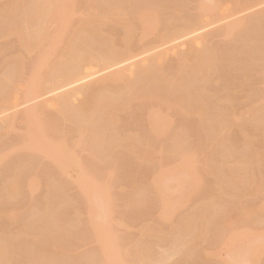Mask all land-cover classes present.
Listing matches in <instances>:
<instances>
[{
    "label": "rangeland",
    "instance_id": "obj_1",
    "mask_svg": "<svg viewBox=\"0 0 264 264\" xmlns=\"http://www.w3.org/2000/svg\"><path fill=\"white\" fill-rule=\"evenodd\" d=\"M67 1L68 8L73 13L70 27L75 28L80 20L91 14V8L88 7V0ZM95 1L99 5L102 1L108 0ZM16 2L18 0H0V12L7 9L12 11ZM198 2L199 0L150 2L160 7L159 14L163 24L158 26L157 33L152 31L154 34L152 36H150L151 33L148 34L150 37L146 38V36V39L139 44L140 46L136 47V57L117 66L112 70L113 72H109V75L101 73L54 94H38L30 101L26 99V87L23 85L24 87L22 86L17 94H10L6 102L0 100V245L3 244L1 246L6 247L7 253L0 264H225L224 262L228 260L227 249H219L216 242L225 230L220 222L223 216L221 218L220 216L225 212L222 211L224 209L227 211L228 208L220 209L221 213L218 210V204L212 206L215 202L222 203L224 207L236 206L237 202L242 203V206L253 204V209L243 211L240 219L233 220L229 226L238 231L250 228L249 230L264 232V187L262 193L257 196L241 194L242 197L239 194L235 196L240 200L235 199V196L228 198L218 193L214 194L215 188L211 187L214 178L203 172L200 164L201 158L195 159V162L191 161L188 169H179L178 172L183 171L181 175L178 172L172 175L168 171L158 173L159 168L169 171L172 169L173 158L165 152L156 154L153 161L149 162L136 161L115 144H110L109 150L105 152L99 149L77 147L74 144L78 126L76 119L62 118L57 109L49 107V101L54 96L65 93L74 94L88 85L107 83L113 73H119L122 68H127L126 71H120L127 77L134 74L136 67H145L143 77L148 78L153 71L148 67L152 62L156 68H160L163 74L174 75L179 57L187 54L188 51L201 52L206 57L218 60V62L215 61L214 71L200 76L199 80L185 83L191 89L200 90L208 96L207 100H211H208L207 105L209 114H221V107L219 104L217 107L216 104L219 103L218 100H227L229 116L235 123L224 135V138H228V142L225 141L227 147L224 144L225 148L223 147L222 150L228 149L229 155L222 162L225 165L236 163L240 171L257 170L256 174L258 175L259 172V176H263L264 180V136L256 131V125L254 126L253 123L256 114L264 115V0H220L218 5L211 4L212 12H208L211 11L208 9L206 13L204 11L201 14L197 8ZM143 3L144 1L140 0L127 6L128 13L130 15L135 13L137 7ZM198 14L201 16L200 21L198 20L187 35L166 41L159 38L158 35L171 25V20L173 25H184L195 22ZM164 19H171L170 24H164ZM239 22H243L240 27H238ZM10 23L12 22L8 18L0 17V72L7 71L13 59L21 52L15 35H3V30ZM115 26L114 22L101 25V30L96 33V39L100 42L96 48L103 50L108 48L104 42L106 36L113 38V46L120 47V32ZM228 52L236 57L232 54L229 56ZM56 53L59 52H52V56L53 54L55 57L58 56ZM37 54L34 52V55ZM22 55L24 65L28 68L33 55L31 54V57L25 53ZM228 56L232 58L229 59ZM156 58L158 60H155ZM98 69L93 70L98 71ZM180 78L183 77H177L178 80ZM85 102V96L76 95L63 109L72 110ZM150 105L156 114H167L163 103L159 100L152 101ZM32 106H41L44 109L40 119L45 132L54 140L63 137L65 143L70 146L69 150H62L56 155L60 161L59 165L65 167L63 170L68 171V165L64 164L67 163L66 158L69 157L67 153L71 151L74 157L86 167L87 174L99 182L100 185L95 186L94 193H91V210L86 196L84 198L85 194L81 186L74 180L77 173L73 172L66 178L63 175L64 172L62 174L60 171L62 168L57 167L55 161L20 146V143L26 142L28 138L23 112ZM143 106L134 102L130 105L131 112L120 113L114 132L119 136L130 133H138L143 138L154 136V133L149 134L144 129ZM216 107L221 110V113ZM167 115L172 122L169 135L161 139L163 141L161 146L168 147L174 138L176 126L184 125L187 131L182 134L181 138L185 139L186 145L196 144L194 149L199 150V146L201 148L203 143L194 138L204 137L205 132L201 130V127L204 130L203 124L200 125L197 118L186 116L179 110L171 111ZM242 123H245L251 131V135L246 138L240 135L239 126ZM107 133L113 132L107 130ZM54 142H56L55 145L59 143ZM158 145L160 144H157L160 148ZM37 146L44 148V146ZM250 150H254L255 157L248 159L247 154ZM226 151L224 154H227ZM178 163L179 167L183 164L180 160ZM107 169L113 170L110 176L108 175L110 178L106 174ZM192 173L201 176L202 185L192 184L193 181L189 177ZM31 177L35 179L33 191L28 189V180ZM176 178L181 179L182 189L185 187L184 193L180 196V191L175 189L170 193L172 204L168 208L169 216L160 221L155 215V203L147 202L148 204L144 203L142 206V202L139 205L140 200L138 202L137 200L142 199L141 201L144 202L149 199V196L146 197L150 191L147 192L148 189H145L148 179L160 182L161 187L163 184L173 187L176 185ZM12 179H15L18 185V191L15 194L8 193L6 189ZM105 183H107L106 186ZM53 188L60 190L55 191ZM209 194L210 198L214 199L211 205L213 212H206L204 214L206 224L201 223L206 225L207 233L195 243H190L189 240L184 241L186 238L182 236L184 233L182 229H179V222L190 215L193 218L192 214L197 212L195 211L196 206L198 203L200 206L202 199L204 201L205 198H209L207 196ZM178 197L182 198L181 201ZM224 197L226 199L222 201L225 202L227 199L228 201L220 202V198ZM150 198L148 201L153 200V197L150 196ZM50 208L54 209L52 213H49ZM89 210L94 215L93 227L92 224L91 227L89 225L88 218L90 219L91 216ZM214 210L217 212L214 213ZM208 213H214L212 214L214 216L211 215L208 219ZM190 219L188 217L191 222L192 219ZM175 228L177 229L174 233L177 232V235H173L172 232ZM177 230H180V233ZM261 238L255 236L254 241L251 242L259 244L261 241V244L264 242V237ZM104 241L107 244L110 243L111 255L109 257H105L100 250L101 243ZM248 244V241L243 243V245ZM52 246L56 247L49 253L47 250ZM146 248H149V252L145 254L143 250ZM211 252H215L216 257L206 258ZM116 256H120L122 260H116ZM247 256L244 257L248 258V263L244 262L246 258L243 257L244 259L240 258L241 264H264V249L255 255H250L251 257ZM250 258L255 262H252Z\"/></svg>",
    "mask_w": 264,
    "mask_h": 264
},
{
    "label": "bare ground",
    "instance_id": "obj_2",
    "mask_svg": "<svg viewBox=\"0 0 264 264\" xmlns=\"http://www.w3.org/2000/svg\"><path fill=\"white\" fill-rule=\"evenodd\" d=\"M66 1L67 0H18L12 11L7 9L0 12V14H2L0 17L8 18V20L12 22L5 27L3 30L4 33L2 32L3 35H15L21 48V52L13 59L14 61L10 64L7 71L0 72V100H3L2 102H6V98L10 94H17L18 90L23 85L26 87V99L30 101V99L35 98L38 94H54L61 89L84 82L101 73H108L109 75V72L114 68L136 57V47L141 44L143 40L148 38V34L151 33L150 36H152L155 31L157 33L158 26L163 24L159 14V11H161L160 7L150 3L155 0H143L144 3L137 7L138 9L135 13H131L132 16L128 13L127 6L140 0H108L102 1L99 5L95 0H88L87 3L89 4V9L91 8V14L80 20L75 28H72L70 27V19L73 13L72 10L68 8V1ZM219 2L220 0H199L197 6L198 11L201 14L211 9V11L208 12H212L213 8L211 7L213 6L211 4L218 5ZM175 10L177 11V9ZM114 17L118 18L115 20L113 19ZM200 17L201 16L198 14L195 22L184 25H173L171 19H164V24H170L169 21L171 20V25L158 36L164 41L185 36L191 32V29L196 25L198 20L200 21ZM109 22H114L116 30L120 32L119 41L121 45L118 48L113 46V38L106 36L104 42L108 48L104 50L102 48L98 49L96 47L100 42L96 39V33H99L101 30V25L104 26ZM241 25H243V22L238 23V27ZM100 37H102L101 34ZM65 40L66 43H64ZM142 47L144 49V46ZM55 51L59 52L56 53L58 55L56 57L55 54L52 56V52L54 53ZM34 52L38 54L34 55ZM142 52L145 51L142 50ZM24 53L28 56L30 55V57L31 54L33 55V59L31 58L32 61L29 63L28 68L24 65L22 55ZM231 54L234 55L233 53ZM231 54L229 53V56H232ZM229 56L227 58H229ZM234 57H236V55H234ZM155 60H158V58ZM235 60H237V58H235ZM215 61L218 62L216 58L206 57L201 52L188 51L187 54H183L182 57H179L175 73L171 76L163 74L160 68H156L152 62L148 65V67L153 70L148 78L143 77L145 67H136L134 74L127 77L123 72H120L126 71L127 68H122L119 70V73H113L107 83L88 85L81 91L74 92V94L65 93L54 96L53 99L49 101V107L57 109L58 114H60L62 118L73 117L76 119L78 126L76 127L77 138L74 140V144H76L77 147L82 146L85 148L99 149L105 152L109 150L108 146L110 144H115L119 149L127 152L128 155L130 154L136 161L149 162L153 161L156 154H163L162 152H165L173 158L172 169L169 171L159 168L158 173L168 171L172 175L178 172L179 169H188L191 161L195 162V159L201 158L200 164L202 165L203 172L214 178L212 181L213 185L211 186L215 188L214 194L218 193L220 196H227L228 198L229 196H238L239 194L257 196L262 193L264 187L263 176H259V172L257 175V170L248 171L244 169L240 171L236 163L225 165L222 162L227 158V155H229L228 149L222 150L224 144L228 142V138H224V135L227 133L228 129L234 125L233 123H235L233 118L229 116V108L226 106L227 100H218L219 103L216 102L217 104L214 102L216 106L218 104L220 105L222 113L221 110L217 108L219 105L216 109H219V113L221 114H209L207 105L210 99L207 100L208 96H206V94L204 95L200 90L191 89L185 83L187 81L199 80L200 76L214 71ZM96 68H99L98 71L93 70ZM179 76L183 78L178 80L177 77ZM76 95L85 96L86 102L72 110H64L63 108L68 106L71 99ZM154 100H159L163 103L164 110L167 114L171 111L179 110L186 116L197 118L200 125L203 124L204 130L201 126L200 127L201 130L205 132L204 137H202V139L201 137L194 138L196 141L199 139L203 143H201V148L198 145L199 150H196V148L194 149L196 144L186 145L184 142L185 139L181 138L182 134L187 131L184 125L176 126L173 140L169 143L168 147H164L166 150L161 146L163 142L161 139L169 135V128L172 121L167 114H156L153 112L154 110L150 103ZM134 102L144 105L142 109L145 113L144 129L149 134L154 133V136H150L151 138H143L138 133L119 136V134L114 132L118 123L119 114L131 112L132 108L130 105ZM43 110L41 106H32L24 110L23 118L25 119L27 127L26 137L28 138L26 142H21L20 146L30 150V152L49 157L52 161H55V164L58 165L57 167L63 170L65 167L59 165L60 161L56 155L61 153L62 150H69L70 146L65 143L63 137L60 136L61 138L54 140L45 132L43 123L40 119ZM253 123L254 126L256 125V131L264 136V115L256 114L253 118ZM239 127L240 135L243 138L251 135V131L245 123H242ZM107 130L113 133H107ZM54 141H58V145H55L56 142ZM196 141H194V143ZM225 141L227 142L225 143ZM157 144H160L158 145L160 148L157 147ZM37 145L44 146V148H38ZM225 146L227 147V144ZM215 147H217V149H214ZM224 151H226L227 154H224ZM197 154L199 155L197 156ZM67 155L69 157L66 158L67 163L64 165H68V171H60L62 174L64 172L63 175L66 178L71 176L73 172L77 173L74 180L81 186L85 194L84 198L86 196L88 206L91 210V193H94L95 186L100 184H98L99 182H97L96 179L91 178V175L89 176L87 174L88 170L86 167L74 157L75 155H73L71 151L68 152ZM247 156L248 159L255 157L254 150H250ZM178 160L183 162L180 167L178 166ZM107 171V176H110L113 172L112 169H107ZM182 173L183 171L178 172L180 175ZM196 174L197 173L194 175L192 173V175L190 174L189 176L191 181H193L192 184L202 185L203 180L201 176ZM180 180L181 179L176 178V185H173V187L165 184L161 187L160 182L148 179V183L146 187H144L148 189L146 190L147 192L150 191L149 193L151 195L149 193H147L148 195L146 194V198L149 196V199L144 202L141 201L142 199L136 200L137 202L140 200L139 205L142 204V206L144 203L148 204L147 202H151L152 204L155 203V215L160 221H163L169 216L168 208L172 204L170 193L174 189L180 191V196L184 193L185 187L182 189L183 183L180 182ZM191 181L189 182L191 183ZM34 182L35 179H33V177L28 180L29 190H34ZM107 183L104 185L106 186ZM17 186L16 180L12 179L6 187L8 190L7 192L10 194L17 193ZM57 189L60 190L59 188H53L55 191H58ZM141 189H143L142 186ZM212 194L213 193H211V195ZM150 196L153 197L154 201H148L151 199ZM207 196H209V198ZM207 196L208 199L204 197L205 199L204 201L203 199L201 200L202 203L200 206H198L199 203L197 205L198 207L196 206L198 210L195 209L197 212L194 211V215L192 214L194 217L192 218L191 215L188 216L189 219H192H190L191 222L188 220V217H186L185 220H181V223L179 222L180 228L179 226L177 227L182 229L181 231L184 233L182 236L186 238L184 241L189 240L190 243H195L197 239L204 237L207 233L206 221H204L206 217L204 214L208 211L213 212L212 206L218 204V210L228 208L227 211L225 209L223 211L220 210V212L225 211L224 214L221 212L222 215L220 216V218L223 216L220 222L225 230L222 229V237H219L220 239H217L219 241L216 242V246L219 249H227L228 260L224 262L225 264H241L242 260L240 261V258L244 259L246 255H255L260 252V250L264 249V242L260 244L262 241L261 237H264L263 231L254 229H252V231L249 230L250 228L238 231V229H232V227L229 226V223L233 220L236 221L238 218L240 219L243 211L253 209V204H250V206H242V203L239 204L237 202L236 205L232 202L233 205L236 206L227 203L232 207H224V205H221L222 203L215 202V204H213L214 199L210 198V194ZM236 196L234 198L239 199L236 198ZM241 196L239 197L241 198ZM178 199L181 201L182 198L178 197ZM220 199L221 202L226 198ZM227 201L222 202L226 203ZM140 202L142 203L140 204ZM244 205H246V203ZM211 208L212 211H210ZM53 211V208L49 209V213ZM216 212L217 211L214 210V213ZM220 212L218 213L220 214ZM214 213H208L209 215L207 214V218ZM89 214L91 215L90 219L88 218L89 225L91 227L92 224L93 227L94 221L92 218L94 219V215L91 212ZM204 222L205 226L201 224ZM176 229L177 228L172 232L174 233ZM177 231L179 232L180 230ZM176 233L173 235H177ZM255 236L261 238L259 244L251 242L254 241L253 239ZM109 240L110 239H108V241ZM105 241L101 243L100 250L105 257H109L111 255V252H109L110 243L108 242L107 244ZM245 241H248L249 244L243 245ZM1 245L0 261L5 259V255L7 254L5 251L6 247ZM54 247L56 246L50 247L47 251L51 253ZM143 252L145 254L148 253L149 248L144 249ZM216 255L215 252H211L206 258L211 259L216 257ZM115 259L122 260L120 256H116ZM246 259L244 262L248 263V258ZM250 260L255 262V260L251 258Z\"/></svg>",
    "mask_w": 264,
    "mask_h": 264
}]
</instances>
